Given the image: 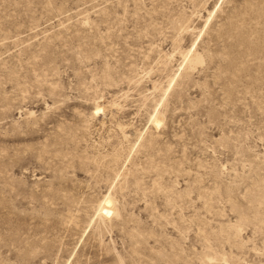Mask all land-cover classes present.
Here are the masks:
<instances>
[{"label":"rangeland","instance_id":"1","mask_svg":"<svg viewBox=\"0 0 264 264\" xmlns=\"http://www.w3.org/2000/svg\"><path fill=\"white\" fill-rule=\"evenodd\" d=\"M0 264H264V0H0Z\"/></svg>","mask_w":264,"mask_h":264},{"label":"bare ground","instance_id":"2","mask_svg":"<svg viewBox=\"0 0 264 264\" xmlns=\"http://www.w3.org/2000/svg\"><path fill=\"white\" fill-rule=\"evenodd\" d=\"M199 61V59L197 58V59H193V60H191V62H190V64L192 65V64H195L196 62H198ZM96 113V112H95ZM95 116V115H94Z\"/></svg>","mask_w":264,"mask_h":264}]
</instances>
